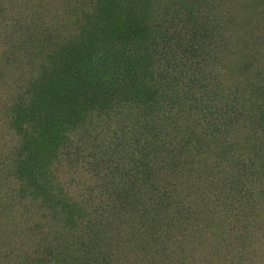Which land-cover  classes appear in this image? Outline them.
Segmentation results:
<instances>
[{"label":"trees","instance_id":"trees-1","mask_svg":"<svg viewBox=\"0 0 264 264\" xmlns=\"http://www.w3.org/2000/svg\"><path fill=\"white\" fill-rule=\"evenodd\" d=\"M7 3L2 245L30 264H264V0Z\"/></svg>","mask_w":264,"mask_h":264},{"label":"rangeland","instance_id":"rangeland-1","mask_svg":"<svg viewBox=\"0 0 264 264\" xmlns=\"http://www.w3.org/2000/svg\"><path fill=\"white\" fill-rule=\"evenodd\" d=\"M7 1V0H6ZM24 0H11V3H7V4H4L6 7V12H7V14H8V16H10L11 18L13 17V16H18L19 14H20V16L21 17H25L26 16V12H25V6L24 5H22V2H23ZM53 3H60V2H62V0H51ZM21 5L23 6V7H21ZM223 5V4H222ZM228 6H230L229 4H228ZM20 10H21V12H20ZM233 10V9H232ZM248 12H249V17L251 16V14H252V16H253V18L257 21V16L259 17V19H260V22L261 23H263L262 25H263V27H264V17H262V16H259V14L258 13H262L263 15H264V8H263V12H261V11H257L256 10V8H252L251 7V9L249 8V10H248ZM255 14H257V16L255 15ZM216 21H217V19H216ZM12 23V22H11ZM214 24L215 23H213L212 25H210L209 27L210 28H213L214 27ZM3 24H2V27H0V38H1V36H3L4 35V33H3V31L4 30H2V28H3ZM5 28V27H4ZM6 28H7V26H6ZM10 29L12 30V27H10ZM180 29V27L178 26V25H172L171 23H169L168 25H167V29L166 30H170V32H172L173 30H179ZM9 30V29H8ZM217 30H221L220 28L219 29H217ZM225 30H229V29H225ZM9 32H10V30H9ZM216 38H218L219 39V37H216ZM218 39H217V41H218ZM5 52H9V47H7L6 48V50H5ZM10 87H11V85H10ZM10 90H12V88H10ZM9 99L11 100L12 99V97H9ZM10 135L9 136H3L2 137V140L1 141H3V142H5V143H9L10 142ZM1 144V143H0ZM3 151V150H2ZM2 151H0V152H2ZM6 155H7V153H6ZM11 157V156H10ZM9 157V160L12 158H10ZM37 204V203H36ZM33 204H29V207H31ZM34 207V206H33ZM35 208V207H34ZM34 210V209H33ZM36 211H35V215H36V218L38 219L37 221H39L40 219V222L42 223V225H43V229H47V230H49V229H51V228H53V222H51L52 221V219L50 218V216H51V213H50V208L48 207L47 209H45V208H36L35 209ZM14 220H15V224H20V223H18L22 218H19V219H16L15 217L13 218ZM44 222H46V223H44ZM264 221H262V222H260V224L261 223H263ZM50 223H51V225H50ZM18 225H15V227H13V228H16ZM20 226V228L21 229H23L24 231H25V226L26 225H24L23 223H22V226L21 225H19ZM18 226V227H19ZM46 230V231H47ZM25 232H28V231H25ZM2 233H0V249H1V251H0V255H2V256H4L5 258H6V260L8 259V257H7V255L9 256V260H7V261H4L3 259H1L0 258V260L2 261V262H6L5 264H9V263H11V259L13 258V259H16V262H15V264H22V263H24V264H30L29 263V256H30V254L32 253L31 251L30 252H22L23 253V255L21 256V254H20V252L18 251V249H17V246L16 245H7L6 247H4L3 245H2V239L4 238V237H2ZM25 237V236H24ZM12 240H14L15 241V243H16V240L17 239H13V238H11ZM12 240H10L9 242H12L13 244H14V241H12ZM17 245H18V243H17ZM19 246V245H18ZM36 247H38V245L36 244L35 246H33V248H36ZM5 248H7V249H5ZM8 249L9 250H12L11 252H12V256H11V253L8 251ZM7 255H6V254ZM23 257V258H22ZM30 258H32V256H30Z\"/></svg>","mask_w":264,"mask_h":264}]
</instances>
